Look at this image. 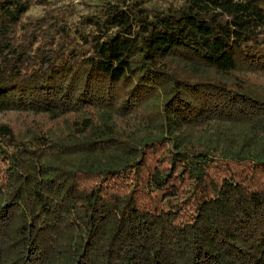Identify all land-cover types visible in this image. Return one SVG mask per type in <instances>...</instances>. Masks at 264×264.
Segmentation results:
<instances>
[{
  "label": "trees",
  "instance_id": "trees-1",
  "mask_svg": "<svg viewBox=\"0 0 264 264\" xmlns=\"http://www.w3.org/2000/svg\"><path fill=\"white\" fill-rule=\"evenodd\" d=\"M61 1L0 0V264H264V0Z\"/></svg>",
  "mask_w": 264,
  "mask_h": 264
},
{
  "label": "rangeland",
  "instance_id": "rangeland-1",
  "mask_svg": "<svg viewBox=\"0 0 264 264\" xmlns=\"http://www.w3.org/2000/svg\"><path fill=\"white\" fill-rule=\"evenodd\" d=\"M59 1V3H63L64 1L61 0H55ZM78 4V7L81 8L82 10L86 9L85 4H82L87 1L91 2H99L101 0H75ZM153 1V0H152ZM45 5L44 4H33V6L27 11L28 14H40L44 11ZM259 79V78H258ZM139 115H142L138 113ZM0 118L2 120H10L12 124L18 128L19 126L23 125L27 120L29 119H35L37 121H40L42 123H47L46 121L48 120L49 116L48 114L45 113H40V114H35L33 115L32 113L28 112H17V111H8V112H0ZM120 123L124 124L123 122L119 121Z\"/></svg>",
  "mask_w": 264,
  "mask_h": 264
}]
</instances>
